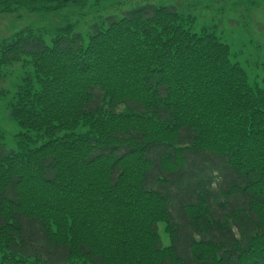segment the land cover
I'll return each instance as SVG.
<instances>
[{"label":"trees","instance_id":"1","mask_svg":"<svg viewBox=\"0 0 264 264\" xmlns=\"http://www.w3.org/2000/svg\"><path fill=\"white\" fill-rule=\"evenodd\" d=\"M0 0L36 12L99 0ZM174 3L0 39V264H264V76ZM168 240L163 242L158 224Z\"/></svg>","mask_w":264,"mask_h":264},{"label":"rangeland","instance_id":"2","mask_svg":"<svg viewBox=\"0 0 264 264\" xmlns=\"http://www.w3.org/2000/svg\"><path fill=\"white\" fill-rule=\"evenodd\" d=\"M146 3H174L185 17L189 18L192 13L196 16L192 28L214 30L227 42L251 83L259 82L264 76V0H101L94 5L72 4L55 11L42 8L36 12L22 7L11 13L0 12V39L26 27L40 28L50 34L55 26L66 23H74L85 34L93 15L98 19ZM48 4L41 0L34 3L42 7ZM23 76L12 68L0 75V130L8 147L14 146L15 134L19 131L17 122L10 116L9 102ZM158 226L166 243L164 224L160 222Z\"/></svg>","mask_w":264,"mask_h":264}]
</instances>
